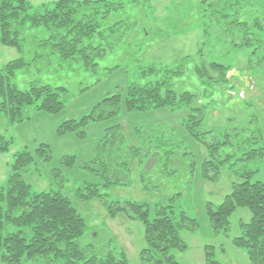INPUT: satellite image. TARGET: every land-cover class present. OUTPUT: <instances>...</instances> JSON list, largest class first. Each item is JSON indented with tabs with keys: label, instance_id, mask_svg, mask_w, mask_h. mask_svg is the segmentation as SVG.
I'll return each mask as SVG.
<instances>
[{
	"label": "rangeland",
	"instance_id": "obj_1",
	"mask_svg": "<svg viewBox=\"0 0 264 264\" xmlns=\"http://www.w3.org/2000/svg\"><path fill=\"white\" fill-rule=\"evenodd\" d=\"M29 1L34 7L42 3L52 4L56 0ZM144 4L139 7L133 2L126 10L110 13L109 22L120 17L124 20L127 15L133 21L135 14H140L146 34L144 38L140 36V19L131 27L123 21L122 28L128 30L118 41L114 39L103 56L94 58L95 67H85L79 61L60 60L50 45L37 42L41 35L26 43L22 41L20 48L0 44V69L18 57L29 61L13 76L18 88H25L30 82L65 87L59 91L64 107L56 113L25 105L21 120H10L0 110V135L7 142V147L0 150V186L6 184L12 173L17 154L26 150L31 159L19 168V172L30 192L60 191L66 196L84 218L87 230L97 233L94 244L99 253L103 250L122 251L127 264H149L139 256L140 249L145 246L141 222L128 218L123 211L109 214L100 199L83 197L81 194H85L92 183L99 184L100 192L107 193L103 198L109 201L136 200L151 205L169 203L176 214L182 211L189 218L196 219L198 225L194 230L180 231L186 248L169 250L179 264H206V245L213 246V258L220 264H252L243 250L231 242V237L239 232L238 221L247 220L249 211L235 209L229 216L226 234L215 233L204 203L220 202L229 192L230 182L245 172H250L251 180L264 179V156L245 158L249 148L264 145V68L248 65L250 50L234 45L235 39L243 33L228 22L219 28L216 13L203 11L201 0H145ZM186 55L196 64L212 61L229 65L227 78L234 76L229 84L210 79V84L202 85V82L206 84L205 81L200 82L195 74L190 73L182 75L178 83L181 90L198 92L207 102L200 127L211 131L205 140L216 143L218 149L214 155L216 159H223L221 163H215L219 167L216 177L213 176V167L209 169L211 179L204 176L202 169V162L209 157L207 149L185 133L181 122L183 110L126 111L121 106L113 114L109 113L113 106L102 103L114 94L121 96L138 78L141 69L161 68ZM212 75L214 77L215 73ZM151 77L154 76L147 78ZM90 114L105 117L99 120L88 118L82 126L59 131L65 120ZM118 123L123 141L118 135L102 143L106 129ZM136 128L139 133L135 132ZM151 129L156 135L149 143L147 135ZM81 131L84 132L82 136L79 135ZM136 137L141 149L139 153L134 149L125 150V153L117 149L119 145L123 148L124 144H132ZM42 143L47 145L46 156L37 151ZM167 144L179 146L186 154L175 151L166 155L163 149ZM99 146L101 157L93 160ZM150 151L158 153L152 156ZM68 155L74 156V162L71 165L61 163ZM105 155H111L109 160H103ZM131 158H135V167H132ZM130 165L129 175H123ZM113 170L119 177H126L127 182L104 185ZM16 229V226L6 224L4 232ZM2 250L0 248V255ZM0 264L6 263L0 259ZM26 264L47 263L44 257H36Z\"/></svg>",
	"mask_w": 264,
	"mask_h": 264
},
{
	"label": "trees",
	"instance_id": "obj_2",
	"mask_svg": "<svg viewBox=\"0 0 264 264\" xmlns=\"http://www.w3.org/2000/svg\"><path fill=\"white\" fill-rule=\"evenodd\" d=\"M127 1L56 0L52 4L42 3L33 7L29 0H0V44L20 48L22 41L26 43L29 39L35 40L41 35L37 42L41 45H50L60 60L79 61L85 67H95L97 63L94 58L103 56L111 48L114 39L118 41L121 34L128 30L122 28L123 21L128 22L131 27L137 25L136 21L142 17L135 14L133 21L129 15L124 20L120 17L108 21L110 13L126 10L133 2L139 7L146 5L145 0H141L142 3L138 0H132L130 3ZM201 2L203 11L216 13L219 28L225 27V22H228L232 28L237 26L243 33L240 38L235 39L234 45L250 50L248 65L252 68H264V2L262 0H201ZM140 20L142 26L139 25V32L144 38L146 29L144 21ZM94 40L97 42L94 43ZM190 59L189 55L181 56L173 64L161 68L141 69L138 78L126 87L121 96L114 94L105 98L102 103L113 106L114 109L109 112L113 114H116L121 106L126 111L164 108L170 112L183 110L185 113L181 122L185 133L201 142L207 149L209 157L202 162V169L204 176L211 179L209 169L213 167V176L216 177L219 167L215 163H221L223 159H216L214 155L215 149H218L216 143L211 144L205 140L206 134L211 131L200 127L206 114L207 102H204L198 92L181 90L178 83L182 75L190 73L195 74L200 82L205 81L206 84L202 82V85L210 84V79L216 83L229 84L233 82L230 79L234 76L227 78L229 65L212 61L196 64ZM27 64L29 61L26 58L18 57L8 61L0 69V110L10 120H21L22 107L25 105H34L37 109L49 113H56L64 107L59 99V91L65 87L36 82H30L25 88L16 86L13 76L17 69ZM211 72L215 73L214 77ZM148 76L154 77L147 78ZM103 117L105 115L90 114L79 119H68L59 126V131L82 126L88 118L99 120ZM135 132L139 133V129L136 128ZM83 134V131L79 132L80 136ZM120 134L119 123L114 124L106 129L102 143L107 138L113 140ZM154 134L156 135V131L151 129L147 135V142L150 143ZM173 139L178 141L176 137ZM46 146L42 143L37 149L38 153L46 156L48 151ZM6 147L7 142L0 135V150ZM139 148V139L136 137L132 144H124L123 148L119 145L117 149L123 153L125 150L134 149L139 153L141 151ZM148 148L149 146L146 151ZM181 149L179 146L167 144L163 150L166 155L175 151L180 155L186 154ZM100 153L99 146L93 160L101 157ZM157 153L151 154L155 156ZM256 155L264 156V145L249 148L245 158ZM108 156L111 157L105 155L103 160H109ZM30 159L31 154L28 151L19 152L6 184L0 186V248H3L1 261L6 264H26L36 257H44L47 264H127L122 251L116 253L103 250L99 253L95 249L94 240L97 233L87 230L84 218L60 191L30 192L29 185L23 181L19 172V168ZM134 159L131 158L132 167L136 165ZM62 160L61 163L71 165L74 156L68 155ZM130 167L131 165L126 167L127 173L122 174L129 175ZM126 182V177H119L113 170L103 184L117 185ZM81 195L90 200L100 199L109 214L123 211L128 218L141 222L145 246L140 249L139 256L149 264H179L169 250L185 249L186 245L180 231L194 230L198 225L196 219L189 218L184 212L176 214L169 203L151 205L136 200L109 201L103 198L107 193L100 192L98 183H92L90 189ZM204 208L213 232L224 234L229 227V216L235 209L248 210L250 217L238 221L239 232L231 237V242L243 250L249 262L264 264V179L251 180L250 172H245L242 177L230 182L229 192L220 202L206 201ZM6 224L16 226L17 229L4 232ZM213 254V246L206 245L204 247L206 264H220L213 258Z\"/></svg>",
	"mask_w": 264,
	"mask_h": 264
}]
</instances>
